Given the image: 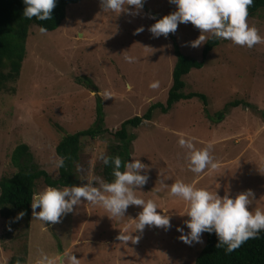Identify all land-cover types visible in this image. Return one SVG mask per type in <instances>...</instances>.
<instances>
[{
	"label": "rangeland",
	"instance_id": "1",
	"mask_svg": "<svg viewBox=\"0 0 264 264\" xmlns=\"http://www.w3.org/2000/svg\"><path fill=\"white\" fill-rule=\"evenodd\" d=\"M175 10L170 0H146L140 14L131 16L127 12L105 13L100 0H81L68 6L65 20L54 31L42 34L38 26L29 24L19 78L6 83L0 78V178L16 172L11 154L16 146L26 144L33 163L58 179L56 145L65 134L91 128L96 119L95 93L76 81L82 76L99 91L103 128L108 133L81 140L80 186L90 176L102 178L98 173L102 161L97 154H106L115 142L110 133L124 121L144 115L152 105L166 103L175 63L172 41L163 35L153 38L148 29ZM247 23L264 37V12L247 19ZM140 27L144 31L135 34ZM172 35L183 55L200 60L204 43L197 48L185 46L198 39L199 29L191 22L179 24ZM128 55L136 62H127ZM6 73L2 70L0 76ZM183 81L184 94L206 96L212 118L234 101H245L249 106L230 108L219 122L208 118L203 102L193 98L176 103L167 113L155 110L151 121L129 128L133 137L130 162L136 158L149 165L148 183L136 195L155 201L162 214V209H167L171 229L146 227L142 233L134 232V219L141 206H129L124 217L111 219L102 207L82 198L75 211L57 224L34 220L32 209L28 220L7 224L0 218V264L22 255L24 250L26 263L36 264L40 249L53 257L73 252L80 264H193L205 236L203 243L192 245L179 239L177 227L184 228L185 233L190 231L185 224L190 219L188 205L171 196L160 179L169 185L182 181L217 191L221 197L234 198L251 189L255 199L250 210H264V43L247 48L222 40L208 54L203 67L190 71ZM153 82L159 87L151 88ZM104 91L110 92L111 98L104 100ZM182 137L193 138L197 149L211 145L219 167L192 173L187 150L178 143ZM45 188L42 180L36 182L35 192ZM121 232H134L139 242L123 243L117 239Z\"/></svg>",
	"mask_w": 264,
	"mask_h": 264
},
{
	"label": "clouds",
	"instance_id": "2",
	"mask_svg": "<svg viewBox=\"0 0 264 264\" xmlns=\"http://www.w3.org/2000/svg\"><path fill=\"white\" fill-rule=\"evenodd\" d=\"M146 0H100L103 11L127 12L131 16L139 15ZM25 9L23 16L29 20L35 18L39 21L52 19V13L57 5V0H23ZM176 5V10L157 20L148 29L153 38L163 35L175 34L179 24L191 22L201 31L198 39L188 42L185 46L200 47L209 38L231 41L235 45L253 48L255 45L264 43V37L259 35L258 29L250 27L247 23L248 9L253 0H170ZM155 19V17H151ZM48 29L40 27V32L46 34ZM144 31L143 27L136 29L135 34ZM208 34V35H206ZM129 63L136 62L133 56H125ZM151 88L159 87L158 82H153ZM131 90L132 85H128ZM102 98H111V93L104 91ZM181 148L186 149L188 169L194 174H201L206 169L215 170L219 164L215 162L211 154L212 146L197 149L193 138H180L178 141ZM105 166L112 167L114 179L106 182L100 177L90 176L82 186H66L61 188L49 186L42 191L35 192L31 200L32 216L34 220L57 224L61 218L73 213L74 206L82 203V198L88 203L102 207L111 219L124 217L129 206H141L142 211L134 219L135 231L143 232L146 227H158L165 230L171 229V216L167 209H162L163 214L158 212L155 201L144 200L136 195V191L148 183L149 176L146 174L149 165L134 158L132 162L123 163L119 156L110 157L103 151L97 154ZM65 165V157H59L55 161V167L62 168ZM144 171L145 174H141ZM165 180L159 182L164 188H168L169 194L179 197L187 202L186 214L190 219L185 221L190 229L185 233L184 228L177 227L181 233L179 239L186 244L203 243L204 233H215L218 238L217 248H225L226 253L238 249L249 239L257 237L264 231V210L257 208L254 212L250 205L255 199V193L249 189L239 193L236 197L225 195L221 197L218 192H212L203 188H196L192 184L176 181L171 185ZM99 185V186H97ZM39 209V211H37ZM26 213L20 212L14 218L19 220ZM9 230L11 227L9 226ZM132 232V233H134ZM121 232L118 240L127 244L138 243L140 237ZM36 264H80L73 252L65 251L58 256H49L43 249L39 250Z\"/></svg>",
	"mask_w": 264,
	"mask_h": 264
},
{
	"label": "trees",
	"instance_id": "3",
	"mask_svg": "<svg viewBox=\"0 0 264 264\" xmlns=\"http://www.w3.org/2000/svg\"><path fill=\"white\" fill-rule=\"evenodd\" d=\"M80 1L57 0L52 19L39 21L35 18L29 20L23 16L25 9L23 0H0V71L7 70L6 74L0 76L1 82H15L19 78L22 63L26 57L29 24L33 23L39 28L42 26L46 27L48 29L47 32L54 31L65 20L68 6L77 4ZM261 12H264V0H253V4L248 9L247 19L255 18ZM168 36L172 41L175 63L165 105L160 103L152 105L144 115L135 116L124 121L118 130L110 133L115 142L108 146L106 155L110 157L119 156L121 158V171L124 170L123 163L130 162L132 155L133 137L129 134V128H137L144 122L151 121L155 110L167 113L176 103L197 98L205 106V115L211 120L220 122L230 108L237 107L240 104L246 107L249 106L245 101H234L229 103L213 118L210 117L207 110L206 96L195 92L184 94L185 83L183 78L190 71L201 69L208 54L215 47H218L222 40L213 39L210 36L203 45L200 60H197L183 55L174 36L172 34ZM76 81L78 84L90 88L95 93V123L87 130L75 134H65L56 145L55 153L57 157H65L64 167L58 168V179H52L46 171L38 168L33 163L30 148L26 144H19L14 148L10 161L16 172L10 177L0 178V218L5 220L7 224L15 222L14 218L22 211L26 213L22 219H29L31 200L38 180H42L46 188L49 186L57 188L73 185L80 186L82 182L80 160L83 152L81 140H94L108 133V130L103 128V110L97 87L89 78L84 76L77 77ZM253 110L256 111L255 108ZM59 129L61 130V128ZM98 173L106 182H111L114 179L112 167L105 166L103 162ZM204 236L205 243L193 264H264V231L257 237L249 239L231 253H226L225 248L216 247L218 238L215 233H204ZM26 256L27 250H24L22 255L11 257L5 264H27Z\"/></svg>",
	"mask_w": 264,
	"mask_h": 264
}]
</instances>
